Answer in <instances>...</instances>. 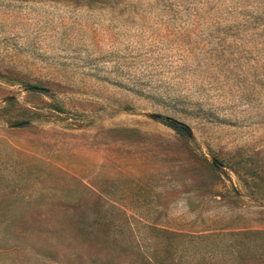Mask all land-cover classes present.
Wrapping results in <instances>:
<instances>
[{
	"label": "rangeland",
	"instance_id": "374dc122",
	"mask_svg": "<svg viewBox=\"0 0 264 264\" xmlns=\"http://www.w3.org/2000/svg\"><path fill=\"white\" fill-rule=\"evenodd\" d=\"M0 264H264V0H0Z\"/></svg>",
	"mask_w": 264,
	"mask_h": 264
},
{
	"label": "trees",
	"instance_id": "16d2710c",
	"mask_svg": "<svg viewBox=\"0 0 264 264\" xmlns=\"http://www.w3.org/2000/svg\"><path fill=\"white\" fill-rule=\"evenodd\" d=\"M164 124H166V125H168V126H170L172 128H175V129H180L181 128L180 126H182L180 123H178V122H176V121H174L172 119L164 122Z\"/></svg>",
	"mask_w": 264,
	"mask_h": 264
}]
</instances>
